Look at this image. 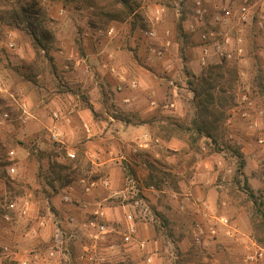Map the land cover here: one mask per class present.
I'll use <instances>...</instances> for the list:
<instances>
[{
    "label": "rangeland",
    "instance_id": "rangeland-1",
    "mask_svg": "<svg viewBox=\"0 0 264 264\" xmlns=\"http://www.w3.org/2000/svg\"><path fill=\"white\" fill-rule=\"evenodd\" d=\"M134 2L139 4L136 11L140 14L136 26L133 28L127 20L109 34L107 30L116 24L91 28V10L80 1L43 0L41 22L49 34L47 40L42 39L44 49L34 50L27 39L16 32L8 34L5 42L0 43V48L5 49L0 52V97L9 101L8 108L0 105V114H8L0 117V149L2 159L12 160L15 156L12 174L6 175L0 164V195L4 201L14 200L21 206L24 193H32L24 214L18 209L7 212L0 205V264L5 261L7 264H22V261L26 264H75L77 239L73 241L69 233L75 225L91 219L117 230L124 227L128 217L134 223L141 221L154 229L158 227L157 234L165 243L164 264H173L168 261L171 257L180 261L177 264H230L228 254L233 253L242 264H248L245 257L254 250L253 243L264 245L263 40L247 38V54L236 64L235 105L226 111L225 118L214 131V138L199 137L189 128L194 115L189 81L195 82L207 65L218 62V58L210 56L201 64L199 40L179 27L181 16L185 18L188 10L185 0ZM157 5L164 7V13L156 21L153 14ZM140 25L153 27L158 38H145ZM134 42L138 43L139 54L143 57L141 71L157 80L155 94L140 97L158 99L159 106L145 117L156 129L155 134L148 137L149 145L145 150L131 153L136 159L135 167L130 168L124 162L117 164L116 178H121L112 179L105 165H93L84 152L70 147L73 154L70 157L63 142L51 139L47 127L60 118V139L65 140L73 119L76 128L79 126L77 107L87 109L98 118L109 113H127L119 104L121 93L115 91V79L110 76L105 79L104 73L108 72H104L102 64L109 48L129 51ZM152 47L163 50L166 47L164 56H155ZM77 60H81L79 64ZM166 60L171 64L170 71L162 64ZM191 60L198 61L196 71L189 64ZM85 66L89 67L87 72ZM75 67L78 70L73 73ZM88 81L96 85L88 89ZM95 86L97 93L92 91ZM124 91L133 97V93L142 92L138 87ZM242 94L252 103V111L245 117L241 116V108L245 105H239ZM105 96L112 100L101 103L91 113L88 99H108ZM50 99H60V102L56 104ZM72 99H78V104ZM173 99L180 100L181 116L162 107ZM260 110L262 114L257 116ZM72 114L75 117H71L70 122L65 121V117ZM54 142L59 143L54 147L58 160L68 167L65 173L70 181L64 186L59 181L49 184V158L43 149L46 143ZM11 150L14 156L7 154L6 157L5 151ZM78 155L80 163L75 165L72 160ZM240 161L244 162L243 166ZM121 166L124 168L122 176ZM103 179H108L109 183L101 184ZM11 180L20 186L12 185L9 189L6 182ZM92 180L97 181V185L87 191L85 187ZM69 185L73 186L72 190L67 189ZM80 193L89 194L86 199L90 201L77 202L75 197ZM67 195L69 199H65ZM99 201L103 203L101 207L106 206L103 215L93 213L94 204ZM65 205H69L71 211L79 206L78 211L84 215L80 218L71 211H67L70 215H64ZM205 206L210 215L208 221L201 214ZM58 217H61L59 222ZM220 217L228 219L229 227L219 222ZM41 219L45 224L40 225ZM199 227L203 229L202 234ZM208 227L216 229L214 236ZM227 230L231 231L230 235L226 234Z\"/></svg>",
    "mask_w": 264,
    "mask_h": 264
},
{
    "label": "crops",
    "instance_id": "crops-1",
    "mask_svg": "<svg viewBox=\"0 0 264 264\" xmlns=\"http://www.w3.org/2000/svg\"><path fill=\"white\" fill-rule=\"evenodd\" d=\"M118 25L119 24H116V26H110V27L114 28V30L117 31ZM248 38H252V37L249 36ZM167 43L168 41L166 42V44ZM132 46L133 49L129 51L109 48L106 54L107 59L105 60L104 64H102L105 67L104 72L107 71L109 74L108 75L104 73L105 79L107 76H110V79L112 78L115 79V82L113 83L116 90L115 89L114 90L117 91L119 86H123L121 91L118 90L119 93H121L120 95L121 97H119L118 101L120 106L124 110H126L127 113H123L120 115L109 113L106 114V116L104 117L100 116V118H98L94 116L95 114L88 113L87 109L81 110V107L79 108L77 107L76 111H78V117H77L78 125H79L78 128H76L75 124L73 123L74 121L73 119L72 124L69 125L70 134L68 133V135H66V137L67 136L68 137L65 140H61L59 137L60 142H63L62 144H64L67 151H69L67 153L69 154L72 153L69 150L70 147L74 151L77 150L78 152L80 151L84 152L93 165L97 167L105 165L108 168L107 172H109V175L110 177H112V179L121 178V177L116 178L115 170L117 164L124 162L125 165L128 164L130 168L131 166L135 167L134 161H136V159H134L135 158L134 156H131V153H134V151L145 150V148H147V146L149 145V143L147 142L148 137L154 135L155 134L154 129H156L154 128V126L149 124V122L145 119V117L147 116V113L150 114L154 112L155 108L159 106L158 99H154L152 96L151 99H143L140 97L143 94H155V90L158 88L157 80L152 78L151 76L149 78V75L141 71V68H143L144 64H143V57L139 54L140 52L138 50L139 45L138 43L134 42ZM80 61L81 60H77L76 64H79ZM162 64L164 65V68L168 66L169 69L166 68L167 71L171 70V64L169 63V61L167 60L163 61ZM189 64L194 71L198 69L197 68L198 61L194 63L191 60ZM96 66H99V63ZM76 68L78 67L74 68L73 73H75L78 70ZM99 70L102 69L100 68ZM130 74L132 76H130ZM108 81L110 80L108 79ZM131 83H135V87L133 88L138 87L142 91V92H137L138 94L133 93L135 95L134 97L131 95H127L128 91L127 92L124 91L125 89L128 90L132 88L130 87ZM169 83L172 84V81L170 80ZM93 84L96 85L95 83L92 82L88 83L87 88L89 89L90 87H92ZM111 84L110 86H113ZM92 91L94 93L98 92L96 90V86L93 88ZM124 92L125 95L122 96ZM105 97L108 98L107 96ZM94 98L96 99H88L90 102L89 106L91 107L90 108L91 113L92 111L94 112L100 106L101 103L106 101L109 102L110 100H112L109 98L108 99H98L99 97H94ZM48 100L49 99H46V101ZM72 100L75 103L78 102V99L77 100L72 99ZM51 101H56L57 104L58 102H60V99H50V102ZM179 101H180L179 99L169 100L165 104L163 103L162 107L168 109L169 111H172L174 114H176V116H181L182 114L179 111V107H180ZM170 104L172 106H170ZM74 108H75V104L73 105L72 111H74ZM29 116L33 117V114L29 113ZM71 117L74 118L75 117L74 114H72V116L67 115V117H65V121L70 122ZM59 119L60 118L55 119L54 126L57 127L60 136H62L61 127L58 129ZM52 125L49 127H52ZM49 127H47L48 130ZM78 147H80V149ZM123 169L124 168L122 166L119 168V170H121L120 176H122L123 174L122 172ZM144 190L142 192H145ZM121 192L123 191L121 190ZM88 195L89 194L80 193L79 195L76 194L75 198L77 202L78 201L89 202L90 200L86 199ZM101 204H103L102 201H99L94 204L95 208L93 210V213L100 212L103 215L106 212V206H103L104 207L103 210ZM78 209H80L79 206L74 208V211L73 209L71 211L69 205H65V207H63L62 213L64 215H70L71 213L67 211H71L76 213V215H79L81 218L82 215L84 214L80 213ZM106 216L108 217V214ZM60 218L61 217H58L57 219L58 222ZM135 224L137 228V238L140 240H145L146 247L144 249H140L135 243L126 246L125 248L118 251L119 252L118 256L117 255L114 256L115 262L117 261L118 264H142L145 258L147 256H150L152 259L151 264H164L165 256H163L164 255L163 252L165 249V243L164 241L161 240L160 236H158L157 234V232L159 231L158 227L154 229V226H149L147 223H143L141 221L139 222L136 221ZM217 246L221 247L220 245ZM256 246L263 249V258L260 259L262 261L260 264H264V246H260V245L258 246L257 244ZM140 258L143 259V261L140 260ZM228 258L230 260V264L231 263L242 264L241 260L235 256V253L228 254ZM168 261H171L169 263H173V264H177L178 262H180L178 259L175 260L172 257L169 258Z\"/></svg>",
    "mask_w": 264,
    "mask_h": 264
},
{
    "label": "built area",
    "instance_id": "built-area-1",
    "mask_svg": "<svg viewBox=\"0 0 264 264\" xmlns=\"http://www.w3.org/2000/svg\"><path fill=\"white\" fill-rule=\"evenodd\" d=\"M187 12L184 18V30L195 35L200 42V62L205 64L207 58L210 56H216L218 59L226 61H236L237 63L242 60L247 54L246 40L250 36L252 38H260L263 40L264 46V0H185ZM164 13V7L157 5L154 10L155 20H159ZM114 28L110 27L107 32L111 34ZM141 34L149 39L156 40L158 33L153 27L144 26L140 28ZM152 53L157 57L164 56V50L152 47ZM167 69L168 66H166ZM88 67L85 66L84 70L88 71ZM130 87H135V83H131ZM123 86H119L118 90H122ZM239 105L241 108V116L245 117L251 113L252 103L248 99L246 94H242L239 99ZM170 106H172L170 104ZM262 114V110L257 112V116ZM250 115V114H249ZM7 117L8 114L4 112L0 117ZM57 117L58 114L54 113ZM254 126L256 121L253 122ZM49 134L52 140L58 141L60 134L56 126L49 128ZM260 142L263 139H259ZM14 151H10L9 155L13 156ZM73 157V154H69ZM8 174L15 172L14 164H9L6 167ZM81 182H84L82 179ZM108 179L101 180V184L107 185ZM97 185V181H90L85 189L88 191ZM67 189L72 190L73 186L69 185ZM32 193L26 192L21 198L24 200L21 206L17 205V201L8 200L4 201V198L0 195V205L7 212H13L20 210L21 213H26L28 210L30 198ZM65 199H69V196H65ZM207 206L201 209L203 218L209 220V214L206 211ZM94 214L102 215L100 212H94ZM7 217V215H5ZM70 222L73 221L69 218ZM219 222L229 227L228 219L226 217L218 218ZM45 224L41 219L40 225ZM199 233L202 234L203 229L199 227ZM210 234L213 236L216 234V229L208 227ZM226 234H231L230 230L226 231ZM70 238L73 241L76 240L78 249L75 257V264H118L114 260V256L119 250L135 243L140 249L146 247L145 240L137 238L136 224L130 217L125 222L124 227L121 230H117L113 227H109L104 222H100L95 219L86 221L80 226L75 225L72 227ZM118 238V239H117ZM254 250L250 251L245 257V262L248 264H256L263 258V249L254 244ZM151 257L147 256L142 264H150ZM22 264H26L22 261Z\"/></svg>",
    "mask_w": 264,
    "mask_h": 264
},
{
    "label": "trees",
    "instance_id": "trees-1",
    "mask_svg": "<svg viewBox=\"0 0 264 264\" xmlns=\"http://www.w3.org/2000/svg\"><path fill=\"white\" fill-rule=\"evenodd\" d=\"M42 1L0 0V43L5 42L8 34L16 32L26 38L34 50H38V48L44 49L42 39L47 40L49 34L42 27L40 12ZM78 1L90 8L89 26L93 29L109 27L111 23L120 24L127 20H130L131 26L134 28L140 16L139 12L136 11L139 4L134 2V0ZM141 27H144V25H140ZM179 27L184 29V17L182 16ZM0 52H5L4 47L0 48ZM236 64V61L218 59V62L208 64L202 73L195 78V82L189 81V89L193 93L194 104V115L189 128L199 137L214 138V131L220 121L225 118L226 111L235 105V85L238 79V67ZM8 104L9 101L0 97V105L8 108ZM55 145L59 146V143H46L43 149V152L49 158L48 170L51 174L49 184L59 181L64 186L70 181L68 174L65 173L68 167L58 160L57 153L54 151ZM236 153L237 157L241 156L238 150H236ZM7 154H9V151H5L6 157L8 156ZM2 155L3 152L0 149V164L4 166L3 172L7 175L6 167L12 164L15 156L13 155L14 157L12 156L13 159L11 160L9 157L2 159ZM79 161L78 155L72 160V163L76 165L80 163ZM239 164L243 166L244 162L240 161ZM12 185L20 186V183L14 180L6 182V186L9 189ZM1 248L0 246V250ZM5 264H7L6 261Z\"/></svg>",
    "mask_w": 264,
    "mask_h": 264
}]
</instances>
